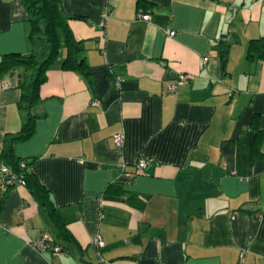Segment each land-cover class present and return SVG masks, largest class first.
Segmentation results:
<instances>
[{"label":"crops","instance_id":"1","mask_svg":"<svg viewBox=\"0 0 264 264\" xmlns=\"http://www.w3.org/2000/svg\"><path fill=\"white\" fill-rule=\"evenodd\" d=\"M59 9L85 66L62 51L45 69L24 139L28 71H0V163L27 162L57 222L26 185L0 188V264H264V0ZM27 32L23 1L0 0V58L45 52ZM42 231L57 253L28 244Z\"/></svg>","mask_w":264,"mask_h":264},{"label":"trees","instance_id":"2","mask_svg":"<svg viewBox=\"0 0 264 264\" xmlns=\"http://www.w3.org/2000/svg\"><path fill=\"white\" fill-rule=\"evenodd\" d=\"M22 1L27 13L28 39L43 44L46 50L45 52H30L26 55L19 53H4L0 58V71L12 70L19 65L23 66V69L28 71L27 79H21L18 83L20 86L19 103L23 104V107L27 110L30 108L31 104L35 102L38 84L45 78V69L62 53V51L63 53L60 57L61 68H72L83 71L85 64L83 59L77 55L79 50L78 42L72 35L66 17L60 12V0ZM259 40L260 38L254 39L256 42ZM33 119L34 115L27 110L26 117L14 136L15 139H24L30 134L33 126ZM18 160L19 159L15 160L9 165L15 167ZM25 163L27 164L26 161ZM24 181V186L26 185L30 193L40 201L48 217L56 223L57 216L54 207L47 198V190L37 181L30 171L24 172ZM60 226L62 225L60 224L59 227ZM59 227L58 229H60L61 232V227Z\"/></svg>","mask_w":264,"mask_h":264},{"label":"built area","instance_id":"3","mask_svg":"<svg viewBox=\"0 0 264 264\" xmlns=\"http://www.w3.org/2000/svg\"><path fill=\"white\" fill-rule=\"evenodd\" d=\"M102 15L105 16L106 12L102 13ZM137 15L142 19L148 18L147 13H137ZM99 25L102 26L103 22L100 21ZM169 33L171 34L172 31H169ZM187 77L188 75L186 73H178L176 77L166 85L165 90L167 91L174 90L176 85L186 80ZM115 84L118 85L117 80L115 81ZM7 85H8L7 82H4L2 84L3 87H6ZM113 140L116 147H120L122 144V134L120 132L114 133ZM144 165H145L144 158L138 157V159L136 160V167L141 168ZM25 171H29V170L24 160H18L17 165L15 167L9 164L0 163V188L5 189L7 187H12L15 185H24ZM100 217H101V213L98 212V218ZM90 242L95 246L96 249L103 244L102 237L99 233H95L90 238ZM28 244L34 247L37 251L50 249L52 253H57L60 250V247L58 245L50 243V236L47 231H42L37 237H33L29 239ZM242 256H243V251H240L238 253V261L240 263L242 260Z\"/></svg>","mask_w":264,"mask_h":264},{"label":"water","instance_id":"4","mask_svg":"<svg viewBox=\"0 0 264 264\" xmlns=\"http://www.w3.org/2000/svg\"><path fill=\"white\" fill-rule=\"evenodd\" d=\"M13 80H14L13 78H10V82H13Z\"/></svg>","mask_w":264,"mask_h":264},{"label":"rangeland","instance_id":"5","mask_svg":"<svg viewBox=\"0 0 264 264\" xmlns=\"http://www.w3.org/2000/svg\"><path fill=\"white\" fill-rule=\"evenodd\" d=\"M38 51V49L36 50V52Z\"/></svg>","mask_w":264,"mask_h":264}]
</instances>
